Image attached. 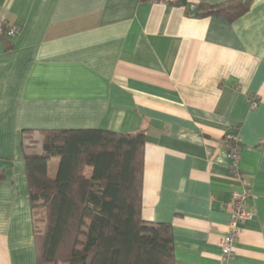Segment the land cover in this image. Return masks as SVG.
<instances>
[{
	"label": "crops",
	"instance_id": "1",
	"mask_svg": "<svg viewBox=\"0 0 264 264\" xmlns=\"http://www.w3.org/2000/svg\"><path fill=\"white\" fill-rule=\"evenodd\" d=\"M223 1L0 0V264H36L22 130L48 129L144 133L141 217L170 225L178 264L221 263L247 187L234 264H264V0L233 21L188 8Z\"/></svg>",
	"mask_w": 264,
	"mask_h": 264
},
{
	"label": "trees",
	"instance_id": "2",
	"mask_svg": "<svg viewBox=\"0 0 264 264\" xmlns=\"http://www.w3.org/2000/svg\"><path fill=\"white\" fill-rule=\"evenodd\" d=\"M251 1L201 2L196 4L195 16L233 21L248 11ZM8 28L5 23L0 26L5 50L10 48ZM39 133L37 139L33 130H22L21 142L36 264H178L170 225L141 217L142 131L48 129ZM54 157L59 161L52 178L48 161ZM86 167L91 168L89 176Z\"/></svg>",
	"mask_w": 264,
	"mask_h": 264
},
{
	"label": "built area",
	"instance_id": "3",
	"mask_svg": "<svg viewBox=\"0 0 264 264\" xmlns=\"http://www.w3.org/2000/svg\"><path fill=\"white\" fill-rule=\"evenodd\" d=\"M195 3H189L188 8L190 10L195 9ZM4 24V20L0 19V26ZM15 33V30L8 28L6 31L7 36H11ZM257 103L256 98L251 99V106H255ZM230 168L232 171L237 172V162L240 148L237 141H232L227 146ZM252 197L250 190L245 187L240 191H232L231 198L228 203L229 221L227 225V231L222 235L220 239V264H234L235 251L234 243L237 240L240 232V226L244 221L250 220L253 217V213L247 211L244 206L247 201Z\"/></svg>",
	"mask_w": 264,
	"mask_h": 264
},
{
	"label": "rangeland",
	"instance_id": "4",
	"mask_svg": "<svg viewBox=\"0 0 264 264\" xmlns=\"http://www.w3.org/2000/svg\"><path fill=\"white\" fill-rule=\"evenodd\" d=\"M40 149V148H37V150ZM40 227L43 226V222H40L39 223Z\"/></svg>",
	"mask_w": 264,
	"mask_h": 264
}]
</instances>
